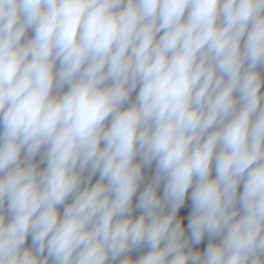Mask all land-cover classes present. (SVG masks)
Masks as SVG:
<instances>
[{
  "label": "clouds",
  "instance_id": "9594fccd",
  "mask_svg": "<svg viewBox=\"0 0 264 264\" xmlns=\"http://www.w3.org/2000/svg\"><path fill=\"white\" fill-rule=\"evenodd\" d=\"M0 264H264V0H0Z\"/></svg>",
  "mask_w": 264,
  "mask_h": 264
}]
</instances>
